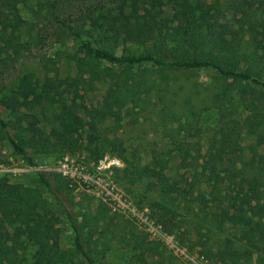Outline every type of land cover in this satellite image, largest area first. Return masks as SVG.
I'll list each match as a JSON object with an SVG mask.
<instances>
[{"label": "trees", "instance_id": "trees-1", "mask_svg": "<svg viewBox=\"0 0 264 264\" xmlns=\"http://www.w3.org/2000/svg\"><path fill=\"white\" fill-rule=\"evenodd\" d=\"M21 1L0 0V24L12 36L25 23ZM101 17L114 44L147 48L141 54L117 55L112 49L82 43L85 56L76 62L80 75L85 82L106 86L99 106H79L92 121L89 127L96 142L102 139V117L115 116L129 106L141 107L155 93L173 113L171 101L184 92L182 77L195 70H214L219 78L214 83L216 92L207 90L206 98L218 105L221 126L209 138L205 156L210 166L198 183V194L189 200L187 188L172 180L163 160L156 159L153 168L143 172L157 186L150 209L158 213L159 223L174 227L170 215L177 213V204L186 203L195 212L196 205L210 198L217 205L219 212L214 216L223 235L219 261L264 264V158L259 161L257 151L252 159L246 158L241 144L242 133H246L256 148H264V0H133ZM246 37L257 38L262 50L247 51ZM105 62L110 66L103 67ZM0 105L14 117L7 122L0 118L5 139L31 165L38 150H59L64 156L86 147L83 133L88 124L75 111L74 102L69 103L63 93L40 87L31 74L1 96ZM45 107L52 110L50 116ZM239 108L245 114L242 119L238 118ZM178 151L186 153L183 161L192 159L184 143ZM38 178L63 208L74 233L73 247L59 249L61 219L42 192L24 186L9 192L2 179L0 264H27L28 243L36 248L31 264H99L98 256L85 243V228L70 201L69 183L41 172ZM195 216L201 233L207 221L199 219V212ZM6 228L11 230L9 236L4 234Z\"/></svg>", "mask_w": 264, "mask_h": 264}, {"label": "rangeland", "instance_id": "rangeland-1", "mask_svg": "<svg viewBox=\"0 0 264 264\" xmlns=\"http://www.w3.org/2000/svg\"><path fill=\"white\" fill-rule=\"evenodd\" d=\"M131 1L23 0L19 4L25 22L21 31L12 36L0 24V97L16 89L20 80L31 74L40 87L63 93L69 103L74 102L75 111L88 124L83 133V151L63 156L59 150H38L34 165L15 153L0 124V180H6L9 192L24 186L43 193L61 219V251L73 247L74 233L63 208L39 180L40 172L60 176L69 183V198L85 228V243L98 256L99 264H224L218 258L223 235L214 216L219 212L217 205L206 198L193 212L188 204H177V213L170 215L175 226L165 227L158 222V213L150 209L157 196L156 181L143 173L144 168H153L156 159H162L168 175L187 188L189 200H194L198 183L210 166L205 156L209 138L221 126L218 105L206 98L207 90L216 92L217 73L202 69L183 76L184 92L181 98L171 101L173 113L170 105L162 104L155 93L141 107L129 106L115 116L102 117V139L97 142L89 127L91 119L79 108L83 103L87 107L99 106L106 90L105 85L85 82L80 75L76 62L85 56L83 42L112 49L117 55L141 54L147 48L134 43L116 45L105 32L102 14ZM246 40L249 52L260 51L264 46L257 38ZM107 66L110 65L105 62L103 67ZM45 113L50 116L52 110ZM244 116L239 108L238 118ZM0 118L7 122L14 117L0 105ZM241 139L246 158L252 159L257 151V159L263 160L264 148H256L246 133ZM180 143L185 144L192 159L183 161L186 153H179ZM197 212L199 219L207 221L201 233L196 229ZM4 234L9 236L10 228ZM35 251L33 244L28 243L24 253L27 264L33 262ZM251 264L260 263L254 260Z\"/></svg>", "mask_w": 264, "mask_h": 264}, {"label": "built area", "instance_id": "built-area-1", "mask_svg": "<svg viewBox=\"0 0 264 264\" xmlns=\"http://www.w3.org/2000/svg\"><path fill=\"white\" fill-rule=\"evenodd\" d=\"M75 166L74 165H72V168H74ZM74 170V169H73ZM65 175H69V173H67V174H65ZM72 177H75L74 175L75 174H70Z\"/></svg>", "mask_w": 264, "mask_h": 264}]
</instances>
